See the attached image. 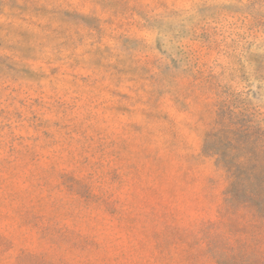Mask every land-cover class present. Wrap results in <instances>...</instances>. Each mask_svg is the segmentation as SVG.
Instances as JSON below:
<instances>
[{"label":"rangeland","instance_id":"rangeland-1","mask_svg":"<svg viewBox=\"0 0 264 264\" xmlns=\"http://www.w3.org/2000/svg\"><path fill=\"white\" fill-rule=\"evenodd\" d=\"M0 264H264V0H0Z\"/></svg>","mask_w":264,"mask_h":264}]
</instances>
